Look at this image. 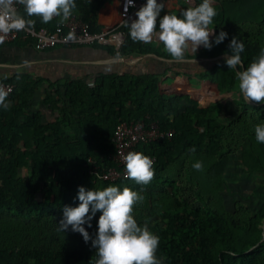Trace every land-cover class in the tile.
<instances>
[{
	"label": "trees",
	"instance_id": "obj_1",
	"mask_svg": "<svg viewBox=\"0 0 264 264\" xmlns=\"http://www.w3.org/2000/svg\"><path fill=\"white\" fill-rule=\"evenodd\" d=\"M75 2L73 14L89 24L92 33L101 32L99 13L107 0ZM201 2L195 0V5ZM187 7L184 2L181 9L165 4L158 20ZM214 7L217 15L210 27L228 37L216 45L214 36L211 50L201 47L185 59L232 54L229 45L236 37L245 46L241 59L246 69L264 50V0H215ZM18 12L26 16L22 5ZM31 19L36 30L48 31L61 20L55 17L45 24L41 17ZM122 30L126 39L120 51L98 44L88 48L113 58L155 54L172 59L162 43L133 41L129 27L124 24ZM24 45L33 47L31 41ZM148 60L153 72L96 70L85 78L57 82L28 73L0 79V85L14 86L5 101L9 106H0V264H95L97 249L91 240H71L70 233L55 228L56 220L65 207L79 206L80 187L109 186L121 191L129 187L143 196L138 224L147 221L159 236L157 256L163 264H264V241L251 250L264 237V192L260 205L242 203L225 192L227 184L221 181L236 156L244 174L264 177V143L255 137L256 125L264 124V103H247L239 93L236 70L225 60L210 62L209 68L194 74L182 70L185 62ZM172 71L196 76L209 92H236L240 97L231 105L201 107L200 101L162 87L161 78ZM41 107L52 112L53 120L45 119ZM147 118L162 130H174L172 139L136 148L157 160L148 184L130 178L102 182L88 175V158L112 163V137L121 122ZM196 162H202L201 170L193 167ZM255 194L253 190L246 199ZM96 215L99 221L102 213Z\"/></svg>",
	"mask_w": 264,
	"mask_h": 264
},
{
	"label": "clouds",
	"instance_id": "obj_2",
	"mask_svg": "<svg viewBox=\"0 0 264 264\" xmlns=\"http://www.w3.org/2000/svg\"><path fill=\"white\" fill-rule=\"evenodd\" d=\"M214 3L215 0H202L199 5L182 10L179 15L168 11L158 20L165 4L147 0L146 5L136 12L138 19L131 23L126 21L125 26L129 27L133 41L148 44L158 40L172 59L182 62L187 53L196 54L201 46L211 50L214 46L211 37L215 36L216 45L228 37L224 31L216 35L210 27L217 15ZM17 4L24 7L26 16L18 12ZM134 6V0H126L125 12ZM75 8V0H0V44L12 32L34 28L33 16L41 17L45 24L60 17L63 23L71 18ZM67 39H75V33L70 32ZM244 47L241 40L233 37L229 45L232 54H226L225 62L229 69L236 70L238 89L243 98L248 103H264V50L245 69L241 59ZM8 95L9 91L0 85V106H9L5 103ZM255 137L258 143H264V124L256 125ZM191 150L195 151L194 148ZM124 160L127 178L144 185L154 178V161L143 152H129ZM193 167L201 170L202 162H196ZM78 199L79 206L63 209L58 230L65 232L71 227L72 231L83 236L86 243L91 240L92 247L97 249L95 264H163L157 256L159 236L150 231L147 221L141 226L134 217L136 204L144 199L139 192L129 187L122 191L116 186L102 190L80 187ZM97 212L102 215L98 221V233L93 239L84 225L91 227Z\"/></svg>",
	"mask_w": 264,
	"mask_h": 264
},
{
	"label": "built area",
	"instance_id": "obj_3",
	"mask_svg": "<svg viewBox=\"0 0 264 264\" xmlns=\"http://www.w3.org/2000/svg\"><path fill=\"white\" fill-rule=\"evenodd\" d=\"M119 1L121 19L112 28L103 29L98 33H92L89 24L83 22L77 14H73L69 20L63 23H61V20L57 22L52 31L32 28L31 30L12 32L7 36L3 44L16 41L23 43L31 41L34 49L39 52L54 50L59 47H90L95 44L111 46L117 51H120L126 39L122 27L126 21L131 23L138 19L136 12L142 6L146 5L147 1L134 0L135 6L129 7L127 12H125L126 0ZM157 1H164V4L167 3V0ZM168 1L171 2L173 0ZM184 2L189 6L195 5V0H184ZM16 8L19 10L21 5L17 4ZM70 32L75 33V39H67ZM213 37H211V40H213ZM3 87L9 91V94L14 90L12 84H6ZM148 119L134 122H121L112 137V143L115 148V153L109 158L112 163L105 164L93 158H88L85 163L88 175L96 181L102 182L114 183L123 180L127 178L124 157L129 152H136L137 146L141 144H151L173 138L174 130H162L158 122H148ZM152 160L154 164L157 161L154 157Z\"/></svg>",
	"mask_w": 264,
	"mask_h": 264
},
{
	"label": "crops",
	"instance_id": "obj_4",
	"mask_svg": "<svg viewBox=\"0 0 264 264\" xmlns=\"http://www.w3.org/2000/svg\"><path fill=\"white\" fill-rule=\"evenodd\" d=\"M106 4L99 13V23L104 29L116 26L121 19L120 1L115 0V3L111 6H106ZM165 4L171 9H181V4H176L175 2H167ZM153 42L161 43L155 39ZM134 59L131 56H118V59H115L101 51H96L88 47H59L51 52L44 53L35 50L31 45H24V43L22 47L16 46L13 43L0 44V79L10 78L17 73H28L34 77H43L57 82L63 81L68 77L85 78L89 75V69L118 74L124 72H153L150 67L151 61L144 58L139 62H135ZM184 79H187L186 83L183 81ZM169 80L172 82L171 85L178 87V90L181 92L187 90V88L192 90L201 89L197 82L186 75L179 79L176 71L169 72L165 77L161 78L162 83H169ZM202 85L205 88L204 82ZM190 97L195 99L193 96ZM41 110L45 113L44 117L46 120H53L54 116L50 110H47L45 107H41ZM25 172L23 173L25 174Z\"/></svg>",
	"mask_w": 264,
	"mask_h": 264
},
{
	"label": "rangeland",
	"instance_id": "obj_5",
	"mask_svg": "<svg viewBox=\"0 0 264 264\" xmlns=\"http://www.w3.org/2000/svg\"><path fill=\"white\" fill-rule=\"evenodd\" d=\"M158 3H164V1H157ZM167 2H170L167 0ZM171 2H175L176 4H181L182 2H184V0H173ZM115 3V0H107V4L106 6H111L112 4ZM185 3V2H184ZM198 51V50H197ZM188 55L191 54V56L194 53H187ZM185 65H183V69L182 70H190L192 74H194L193 71H199L200 69H207L209 68L211 65L209 64V62H199V63H188L185 62L183 63ZM187 64H189L187 67ZM95 69V68H93ZM97 71L95 70H91L90 72H88L89 74L94 75ZM175 78L176 76L173 75ZM185 76V71H181L179 74V79ZM189 77V76H188ZM190 79H193L195 82L198 83L199 88H201L200 90H192V89H188L185 91H180L178 90V87H176L175 85H171L172 82L169 83H162V87L167 90L170 93H174V94H187L188 96H193L196 100L200 101L201 103V107H209L218 103H225L226 105H231L234 104L235 100L239 99L240 95L239 93L236 92H232V93H223V94H219V93H207L205 91L204 86L202 85V81H200L196 76L192 75L191 77H189ZM185 83L187 82V79L183 80ZM182 90V89H181ZM196 91V92H194ZM180 92V93H179ZM194 92V94H193ZM238 109L234 108L233 113H237ZM232 163L230 164V166L228 167L226 174L223 176L222 178V182H226L227 185H225L226 189L225 192H227V194H229L231 197H233L234 199L242 202V203H252L253 205H260L262 203L261 199L263 196V186H264V177L260 176V175H248V174H244L242 172V167H241V162L238 158V156L234 157L232 159ZM189 165L190 162L188 161ZM203 172V170L201 171ZM206 179V176H203ZM253 190H256V194L254 196H252V199H246L248 196H250V194L252 193ZM144 205V202H138L135 206V210H134V217L137 220V222H139L138 220H140V216L139 213H137V208L141 209L142 206ZM89 215H91V212L89 213ZM63 218V216H61L59 219L56 220L57 225L55 226V228H59V221ZM142 218V216H141ZM144 221V220H143ZM98 217L97 215L92 219L91 221V227H88V224H85L84 227L85 229L89 232L90 236L92 238H94L96 236V234L98 233ZM54 228V229H55ZM54 229L53 230H48L50 233H54ZM39 230V229H38ZM46 230V229H45ZM39 235L42 233H40V231H38ZM69 238L71 240H77V241H84L83 236L78 233V232H74L71 230V227H69L68 230L65 231L64 234H68ZM35 234L36 233H32ZM73 242V241H71Z\"/></svg>",
	"mask_w": 264,
	"mask_h": 264
},
{
	"label": "water",
	"instance_id": "obj_6",
	"mask_svg": "<svg viewBox=\"0 0 264 264\" xmlns=\"http://www.w3.org/2000/svg\"><path fill=\"white\" fill-rule=\"evenodd\" d=\"M200 48L198 50H200ZM227 55L230 56L231 54H227ZM225 56H226V54L218 56V57H215V58L185 59L182 62H194V63H199V62H209L210 63L211 62V63H217V62H219L221 60H225ZM144 58H146V59L154 58L157 61L166 62V63H180L178 61H175L174 59H166V58L160 57V56L155 55V54H148V55H145V56H140V57L135 58L134 61L135 62H139L141 59H144ZM115 59H118V57H116ZM105 73H107V72H105ZM205 91L207 93H211V94L214 93V92H209L206 88H205ZM249 104L254 105V106L259 105V103L255 102V101H252ZM263 230H264V225H263ZM263 241H264V237H263V240L260 243H258L255 247H253L251 250H253L257 246H259Z\"/></svg>",
	"mask_w": 264,
	"mask_h": 264
},
{
	"label": "flooded vegetation",
	"instance_id": "obj_7",
	"mask_svg": "<svg viewBox=\"0 0 264 264\" xmlns=\"http://www.w3.org/2000/svg\"><path fill=\"white\" fill-rule=\"evenodd\" d=\"M91 71V69H89V72ZM96 71V70H95Z\"/></svg>",
	"mask_w": 264,
	"mask_h": 264
}]
</instances>
